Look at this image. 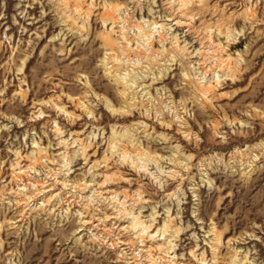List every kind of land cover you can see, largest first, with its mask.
Segmentation results:
<instances>
[{"label": "rangeland", "instance_id": "obj_1", "mask_svg": "<svg viewBox=\"0 0 264 264\" xmlns=\"http://www.w3.org/2000/svg\"><path fill=\"white\" fill-rule=\"evenodd\" d=\"M0 264H264V0H0Z\"/></svg>", "mask_w": 264, "mask_h": 264}, {"label": "bare ground", "instance_id": "obj_2", "mask_svg": "<svg viewBox=\"0 0 264 264\" xmlns=\"http://www.w3.org/2000/svg\"><path fill=\"white\" fill-rule=\"evenodd\" d=\"M102 17V16H101Z\"/></svg>", "mask_w": 264, "mask_h": 264}]
</instances>
